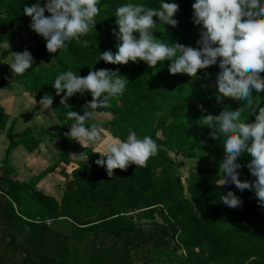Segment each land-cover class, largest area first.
I'll return each mask as SVG.
<instances>
[{"label":"trees","instance_id":"trees-1","mask_svg":"<svg viewBox=\"0 0 264 264\" xmlns=\"http://www.w3.org/2000/svg\"><path fill=\"white\" fill-rule=\"evenodd\" d=\"M35 2L0 0V88L9 86L15 79L21 81L29 93L38 96L47 93L53 98L52 106L65 132L62 161H67L74 145L73 139L66 135L73 122L67 112L82 115L84 106L92 99L88 93L76 94L66 101L67 107L61 105L64 93L57 96L52 83L69 69L81 77L100 69L118 71L129 82L126 90L118 100L111 101V107L100 110L116 116L114 124L125 129L122 140H126L132 130L138 138L150 136L158 145L157 154L147 161L146 167L132 165L124 171L116 169L112 177L95 163L101 153L87 147L88 161L72 173L76 181L75 194L65 192L64 205L38 192L30 197L45 209L47 221L70 223L73 227L70 236L63 235V257L52 261L43 257L42 264H66L70 244L82 245L89 234L94 236L89 249L90 264H134L139 255L149 262L151 253L147 247L159 253L173 249L179 260L177 264H264V207L258 205L252 191L241 193L234 185H219L223 174L219 165L225 152L223 136L212 139V130L203 127L202 118L206 115H218L225 107L236 109L244 103L230 97L217 101L215 81L219 61L208 69L198 70L199 79L184 74L171 75L169 61L161 62L156 69L142 61L127 65H110L103 61L96 64L103 52H116L119 42L112 35L117 28L116 9L128 2L155 8L159 7L160 0H100L95 27L79 42L73 40L66 49L48 53L41 37L31 30L30 18L23 14L24 6ZM45 2L41 0L42 7ZM194 2L175 0L179 5L174 16L178 22L175 28L160 25L154 17L155 38L197 47L200 27L193 22ZM25 32L37 42L35 48L26 45L34 63L23 76L14 78L6 61L20 50H8L2 45L21 42ZM260 75L264 78V73ZM258 95L256 100L264 107V93ZM257 114L249 115L246 110L241 120L253 123ZM150 119H156V128L146 126ZM7 124L8 116L0 107V132ZM14 124L8 132L10 149L20 139L30 153L37 150L40 143L32 132L14 135ZM179 158L197 162L185 181L180 169L187 167L188 162L179 163ZM250 160L249 156L238 159L242 165L238 170L241 181L255 179L246 167ZM211 162L214 167L209 166ZM28 187L12 180L8 173L0 175V200L10 198L12 201L7 199L0 220L13 228L17 237L35 245L39 237L52 231L46 222L23 218L16 212L15 199ZM228 191L242 200L240 207L231 209L220 202V196ZM77 201L81 202L80 206ZM22 247L14 243L8 249Z\"/></svg>","mask_w":264,"mask_h":264},{"label":"clouds","instance_id":"clouds-1","mask_svg":"<svg viewBox=\"0 0 264 264\" xmlns=\"http://www.w3.org/2000/svg\"><path fill=\"white\" fill-rule=\"evenodd\" d=\"M100 0H36L31 6H24L23 14L30 18V28L46 41L48 53L66 49L75 40L80 41L96 25ZM193 22L200 27L197 47L169 43L155 38L157 28L154 17L160 25L175 28L174 16L179 10L175 0H160L159 7H146L132 2L119 6L115 11L116 29L112 35L119 42L116 52L105 51L97 58L110 65H127L129 62H144L149 68L156 69L161 62L169 61L171 75L184 74L197 77L198 70L217 65L219 72L215 86L218 90L217 101L230 97L243 101L240 108L225 107L218 115L202 118L203 127L210 130L212 139L223 136L224 158L220 161V186L234 185L241 193L245 190L255 194L257 203L264 207V107L256 97L264 93V0H195L192 4ZM49 13L48 16L45 13ZM34 59L25 50L12 53L8 64L14 78L23 76L32 68ZM128 80L118 71L100 69L90 71L81 77L71 69L61 72L52 83L61 105L76 94L91 95V102L84 106L83 114L68 111L67 117L73 122L66 134L82 147L103 145V153L95 163L105 168L112 177L114 170H127L147 166V161L155 156L158 145L150 136L138 138L130 132L126 140L113 137L102 127L88 123L96 118L97 109L111 107L112 100H118L125 92ZM257 95L254 96L253 93ZM29 95L27 92L24 93ZM35 102V101H34ZM39 104L51 108L53 98L46 94ZM255 115L253 123L242 122L245 111ZM73 155V158L79 159ZM251 157L246 165L251 182L239 179L242 165L238 159ZM220 202L236 209L242 200L232 191L220 196Z\"/></svg>","mask_w":264,"mask_h":264},{"label":"rangeland","instance_id":"rangeland-1","mask_svg":"<svg viewBox=\"0 0 264 264\" xmlns=\"http://www.w3.org/2000/svg\"><path fill=\"white\" fill-rule=\"evenodd\" d=\"M41 42L46 44V41L42 38ZM97 116L95 119L89 121L88 123L96 124L99 127L105 129L109 134L113 137H119L122 140V135L125 133V129L120 128V124H114V120L116 119L114 114L110 112L101 111L97 109ZM148 127L156 128L158 126V122L156 119H150ZM133 132L130 130L128 133ZM119 135V136H118ZM138 137V136H137ZM88 145L81 146L77 145V150H75V155L77 154H86V148ZM93 149L97 152L99 150L103 153V145H95L92 146ZM87 157V156H86ZM175 158V156H172ZM69 160V159H68ZM179 163L188 162L184 158H179ZM77 159L74 162H63L58 165L60 169L53 170L48 178H45V182L42 184L41 181H33L34 184L29 186L27 190L23 193L19 194V198L14 204L16 212L21 215L23 218L27 217L30 219H36L37 221L46 222L45 224L51 228V233L43 234L39 237L35 245L29 243L19 236L17 237L14 233L13 228L7 226L3 220H0V264H42V258H50L52 261L60 260L63 257V252L65 249V243L63 235L70 236L73 231V227L70 223H54L47 221L48 218L45 216L46 211L39 204H35V200L30 197L34 196L38 191L42 196L50 197L55 199L58 202H63L65 198V188L68 184L67 180L62 177L61 172H67L72 175L73 171L77 169L78 163ZM75 163V164H74ZM77 164V165H76ZM214 162L209 163V166L214 167ZM193 167H197L196 161H189L187 167H183L180 169V173L182 175L183 181H185L189 172ZM65 183V188L62 187ZM186 183V182H185ZM39 185L41 190L45 192V194L39 191ZM29 195V197H28ZM9 201H11L10 198ZM7 199L3 198L0 200V213H2V209L7 204ZM12 202V201H11ZM1 216V215H0ZM94 236L89 234L84 239L82 245H78L77 243H71L68 248L67 253V261L66 264H90V253L89 249L93 243ZM20 244L23 247L20 249H8L11 244ZM34 245V246H33ZM24 248V249H23ZM146 250L151 253V260L149 262L144 261L141 256H137L134 264H177L179 260L174 255L173 249H168L167 251H163L162 253L157 252L156 250L147 247ZM66 256V255H65ZM48 264H56L54 262H49Z\"/></svg>","mask_w":264,"mask_h":264},{"label":"crops","instance_id":"crops-1","mask_svg":"<svg viewBox=\"0 0 264 264\" xmlns=\"http://www.w3.org/2000/svg\"><path fill=\"white\" fill-rule=\"evenodd\" d=\"M28 44H30L32 48H35L37 42L33 41L32 37L25 32L22 35L21 42L5 43L2 46L8 50H15L18 48L20 53H22L27 49L26 45ZM10 61L11 58H9L6 63L9 64ZM10 74L13 77L11 70ZM25 92L29 95L26 96L24 94ZM46 94L47 93H44L40 96L31 94L26 90L21 81L15 79L9 86L0 88V107L5 110L8 116L7 128L0 132V175H6L8 173L12 180L27 186H32L34 184L33 181H41L43 184L46 180L45 178H48L53 170L61 168H59L58 165L60 166L61 163L70 162L72 160V162H74L76 158L72 156L75 155V150H77L76 146L80 145L78 142L74 141V145L68 157L69 160L62 161L65 132L62 131L63 124L58 119L53 106L51 105V108H43L39 104L41 98ZM13 123H15L14 135H20L28 130L32 132L34 139L40 143L37 150L30 153L28 149L21 144L20 139L17 140V145L12 150L10 149L11 142L8 138V132ZM87 147L96 152L92 146ZM98 152L102 154V151L99 150ZM79 155L80 154H77L76 156ZM86 161H88V158L86 154H83L77 159L76 163L81 164ZM62 173L63 172H61V175ZM62 187L65 188V183ZM39 191L45 194L41 188Z\"/></svg>","mask_w":264,"mask_h":264},{"label":"water","instance_id":"water-1","mask_svg":"<svg viewBox=\"0 0 264 264\" xmlns=\"http://www.w3.org/2000/svg\"><path fill=\"white\" fill-rule=\"evenodd\" d=\"M81 164L78 163V166H80ZM62 176L69 181V184L66 188V192L67 193H70L72 195L75 194V189H76V181L73 179L72 175H70L69 173L67 172H63L62 173ZM62 205H64V201L62 202ZM77 205H81V202L80 201H77Z\"/></svg>","mask_w":264,"mask_h":264}]
</instances>
